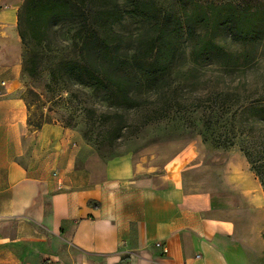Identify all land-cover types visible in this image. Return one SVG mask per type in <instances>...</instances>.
Instances as JSON below:
<instances>
[{
  "label": "crops",
  "instance_id": "obj_1",
  "mask_svg": "<svg viewBox=\"0 0 264 264\" xmlns=\"http://www.w3.org/2000/svg\"><path fill=\"white\" fill-rule=\"evenodd\" d=\"M23 2L0 0V264H252L250 238L206 218L154 150L103 159L59 123L32 129Z\"/></svg>",
  "mask_w": 264,
  "mask_h": 264
},
{
  "label": "rangeland",
  "instance_id": "obj_2",
  "mask_svg": "<svg viewBox=\"0 0 264 264\" xmlns=\"http://www.w3.org/2000/svg\"><path fill=\"white\" fill-rule=\"evenodd\" d=\"M140 1L182 20L184 13L198 20L207 5L232 3L251 11L264 9V0ZM192 26L195 36L179 34L172 70L147 88L132 81L130 95L135 101L124 106L117 96L69 75L47 88L50 77L44 69L52 66L54 55L43 53V71L35 78L25 75L23 97L29 124L39 129L46 123H59L81 139L85 150L103 159L154 150L158 162L178 168L190 200L204 216L230 222L240 239L247 235L254 248L252 264H264V191L241 152L247 146L258 160L262 151L257 138H264V123H254L248 107L264 106V47L233 42L221 29L213 40L220 52L195 49L211 33L197 23ZM115 30L124 39L123 48L131 50L143 41L148 28L128 18ZM72 33L70 23L49 31L50 49L57 44L67 61L72 60ZM33 51L31 45L22 46V70ZM232 61H238L236 67ZM244 62L248 65L243 70L239 66ZM192 103L202 108L187 109ZM154 113L165 117L142 126Z\"/></svg>",
  "mask_w": 264,
  "mask_h": 264
},
{
  "label": "trees",
  "instance_id": "obj_3",
  "mask_svg": "<svg viewBox=\"0 0 264 264\" xmlns=\"http://www.w3.org/2000/svg\"><path fill=\"white\" fill-rule=\"evenodd\" d=\"M204 11L198 20L195 15L186 13L182 20L140 0H24L17 13V30L22 46L31 45L34 51L23 62L22 71L27 77H37L43 71V53L53 54L52 66L44 69L50 77L47 88L52 83L57 84L64 75H69L81 83L117 96L120 105L124 106L135 101L130 95L132 81H136L140 88H147L172 70L179 50V34L185 32L195 36L194 23L211 33L209 40L198 42L195 49L220 52L221 47L213 40L221 29L227 31L233 42L264 47V9L251 11L227 3L207 5ZM128 18L140 20L148 28L145 37L142 36L143 41L139 40L141 43L131 50L123 48L124 39L115 30ZM68 23L72 24L73 30L71 61L62 57L57 44L51 50L49 41V31L53 27ZM237 63L232 61V66L236 67ZM247 65L244 62L239 67L244 70ZM232 66L226 64L227 68ZM201 108V104L192 103L187 109ZM248 111L252 112L254 123H264V106L251 104ZM163 117L154 113L142 126ZM258 138L257 143L262 150L258 160L254 159L247 146L242 147L241 152L260 179L264 191V138L263 135ZM256 161L257 166L254 165Z\"/></svg>",
  "mask_w": 264,
  "mask_h": 264
},
{
  "label": "built area",
  "instance_id": "obj_4",
  "mask_svg": "<svg viewBox=\"0 0 264 264\" xmlns=\"http://www.w3.org/2000/svg\"><path fill=\"white\" fill-rule=\"evenodd\" d=\"M155 247L160 249L163 254L167 253V249L161 246L160 244H156ZM44 264H48V263H44Z\"/></svg>",
  "mask_w": 264,
  "mask_h": 264
}]
</instances>
